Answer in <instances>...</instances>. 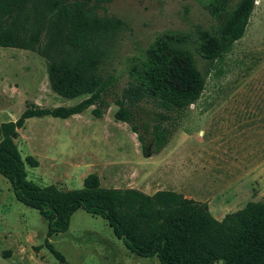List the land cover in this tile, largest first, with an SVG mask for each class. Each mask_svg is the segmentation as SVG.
Returning <instances> with one entry per match:
<instances>
[{"label":"rangeland","instance_id":"rangeland-1","mask_svg":"<svg viewBox=\"0 0 264 264\" xmlns=\"http://www.w3.org/2000/svg\"><path fill=\"white\" fill-rule=\"evenodd\" d=\"M237 0H230L233 5ZM206 0L96 1L100 18L117 21L108 41L104 72L114 82L100 103L67 119H27L17 131L20 157L31 156L37 167L25 166V179L60 191L80 189L88 174L103 189L135 190L151 196L169 191L206 209L216 221L248 202L264 200V0H255L243 36L229 53L209 65L199 98L162 124L169 136L152 150L151 126L161 112L143 99L130 108L135 133L113 117L128 89L127 69L164 32L190 34L213 21ZM44 43L41 37L40 44ZM196 67L206 63L191 46ZM82 95L64 99L47 82L46 61L22 49L0 47V124L15 121L26 106L53 109L71 106ZM100 113L95 118L91 112ZM142 138V145L138 141ZM66 264H159L155 257L130 254L107 223L76 210L64 233L46 238L38 213L15 200L0 176V264H59L44 241ZM40 247L33 250V247ZM214 264H219L214 263Z\"/></svg>","mask_w":264,"mask_h":264},{"label":"trees","instance_id":"trees-1","mask_svg":"<svg viewBox=\"0 0 264 264\" xmlns=\"http://www.w3.org/2000/svg\"><path fill=\"white\" fill-rule=\"evenodd\" d=\"M92 1L0 0V47L43 57L48 86L57 96L74 99L87 95L67 107L29 105L15 121L0 124V176L9 183L15 200L38 213L46 225L47 239L64 233L71 215L80 209L104 220L130 254L155 257L159 264H264V200L248 202L218 222L204 207L173 192L147 196L130 189H103L95 174L86 175L80 189L67 191L41 188L25 179V166L37 167L31 156L20 157L15 144L25 121L78 115L100 103L115 80L104 72L103 65L118 23L98 17ZM254 1L237 0L230 5V0H206L203 8L213 21L208 29L196 26L190 34L156 36L141 58L129 64L128 89L115 102L114 119L135 133L130 108L143 99L154 102L161 112L155 114L150 130L152 150L162 149L169 136L162 124L170 113L181 112L199 98L209 65L229 53L243 36ZM188 46L206 63L203 72L196 67ZM91 114L100 116L97 109ZM137 138L143 149L142 138ZM43 246L59 264H66L47 240Z\"/></svg>","mask_w":264,"mask_h":264}]
</instances>
